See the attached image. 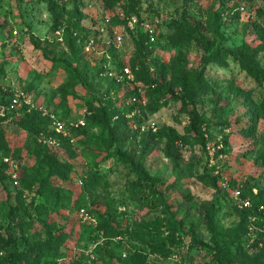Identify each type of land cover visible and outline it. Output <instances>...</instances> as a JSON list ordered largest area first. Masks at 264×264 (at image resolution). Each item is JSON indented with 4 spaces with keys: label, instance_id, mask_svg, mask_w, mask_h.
Listing matches in <instances>:
<instances>
[{
    "label": "rangeland",
    "instance_id": "rangeland-1",
    "mask_svg": "<svg viewBox=\"0 0 264 264\" xmlns=\"http://www.w3.org/2000/svg\"><path fill=\"white\" fill-rule=\"evenodd\" d=\"M133 1L139 27L130 31L127 20L131 16L115 25L101 19L104 15L112 19L124 16L120 4L107 0H70L65 10L61 0H0L3 92L21 89L36 105L46 104L44 94L51 96L73 75L61 69L51 72V59L65 61L66 66H76L89 85L87 91L77 85L68 98V119L77 120L85 119L89 103L96 101L97 88L106 84L98 79L100 66L102 77L113 78L121 64L132 76L108 96L112 98L109 103L120 111L119 122L128 124L131 137L122 136L117 149L116 142L98 130L89 136H72L73 153L58 140L59 145L49 150L57 161L72 165L65 180L49 176L37 162V139H31L13 121L0 123L9 149V167L16 165V175L26 187L23 201L14 192L7 198L13 182L11 186L0 171V203L19 208L14 223H35L18 229L7 217L8 207L0 204V232L16 237L22 250L42 245L40 228L63 227L68 233L61 248L65 258L56 264H240L228 239L238 223L234 204L225 198L217 202L219 193L210 179L214 176L218 189H227L228 196L236 185L264 189V120L256 109L264 99V81L259 83L250 76L236 59L244 46L261 45L255 60L264 69V0ZM60 11H64L65 21L77 15L90 29L91 40L77 55L70 54L61 31L54 30ZM116 33L122 35L119 43ZM214 52H219V58L210 60ZM138 56L144 63L137 64L135 71L143 66L151 79L163 85L159 91L136 81L131 66ZM178 62L200 71L208 85L199 102L189 105L187 111L180 93L169 86L172 67ZM39 75L43 79L37 84ZM132 97L143 106L141 110L127 112L134 103ZM58 102L56 96L50 107L62 112ZM150 103L158 110L146 108ZM115 120L116 116L112 124ZM191 120L204 133V141L195 137ZM160 129H166L167 135L168 129L174 131L179 139L173 145L167 138L150 139L146 145L140 142L143 134ZM206 175L210 178L202 182ZM30 177L37 184L46 179L50 187L65 189L68 194H62V205L52 209L50 201L36 192ZM80 177L83 185L78 184ZM76 204L88 205L95 216L102 213L123 233L112 237L97 232L93 238L83 226L89 224L80 220ZM23 211L27 216L23 217ZM214 241L223 258L210 254L208 247ZM154 247L171 251L165 255L152 251Z\"/></svg>",
    "mask_w": 264,
    "mask_h": 264
},
{
    "label": "trees",
    "instance_id": "trees-1",
    "mask_svg": "<svg viewBox=\"0 0 264 264\" xmlns=\"http://www.w3.org/2000/svg\"><path fill=\"white\" fill-rule=\"evenodd\" d=\"M108 2L115 4L118 3L122 7V12L124 16L122 18L117 15V17L110 18L107 15L101 16V19L104 17L109 18V24L115 25L124 22V17L128 18L130 16H134L133 14L138 15V13L134 10V1L133 0H107ZM70 0H61L62 8L65 10L67 4H69ZM55 24L54 30L61 31V38L67 41V48L71 52V55H77L81 49H84L85 43H88L90 38V29L83 23V19L80 16H73L67 21L64 18V11H60L57 16H55ZM138 26L135 27L137 29ZM134 29V30H135ZM133 30V31H134ZM94 38V37H93ZM93 40V39H92ZM263 47L258 45L257 47L251 49L248 48L247 45L243 47V54L237 56V62L240 63L242 68L248 72L250 76L255 78L259 83L264 81V69L260 68L259 64L255 60V57ZM219 58V52H214L210 60H215ZM101 60V59H100ZM76 61L78 62L79 59L77 58ZM104 61V60H103ZM108 61V60H107ZM52 65L50 67V71L54 72L58 69L71 71L73 73L72 77H69L64 83L59 85L49 96L48 94H44L45 101L47 103H43L39 105L46 109L49 114L56 115L60 120L64 121L65 123L69 122L68 117V98L75 93V87L77 85L82 86L86 91L89 89V85L84 83L82 80L80 73L77 71V67L75 66H66L65 61H61L59 59L54 60L51 59ZM144 62L142 61L141 57L138 56L132 62V70L135 74L136 81L144 82L145 84L149 85V87L153 88L155 92L159 91L160 86L163 85L158 81L151 79L147 72L142 68L140 71H135L136 65H142ZM124 65L121 64L119 69L117 70V74L122 71ZM98 79H101L105 85L99 86L95 93L96 101H92L89 103V110L85 116V125L80 128H72L70 131V136H64L62 134L56 133L52 128V120L49 115H43L42 112L38 109L29 110L27 107H22L17 111L10 112L6 114L5 117H0V123L2 122H11L18 125L21 129H23L31 139L38 140L39 152L36 153L37 162L48 172L50 176H56L60 180H65L68 177V174L72 168V165L67 162H59L57 161L56 157L50 153V148L48 144L42 143L39 141L40 135H44L46 137H52L56 140H59L62 145H67V150L71 153L74 152V149L69 144L71 141L72 136L77 135H86L89 136L90 134H94L97 130L100 134L106 135L111 141L116 142L118 146L117 149H120L119 144L122 143V136L131 137V133L127 131L128 124L127 123H120V111L118 107H116L113 103H109L112 100L111 97H108L109 94L123 85L126 80L117 82L116 77H102L100 73L104 72L102 66L98 68ZM1 73L0 71V80H1ZM43 79L40 75L36 77L37 84ZM133 82V81H132ZM207 82L202 77L200 71H192L187 69L186 65L181 63H176L172 67V74H171V82L170 85L173 89H177V93H180L181 99L183 101L184 110H188V106L192 105L195 106L197 102L200 100V96L204 92V88L208 87L206 85ZM156 85V87H155ZM29 89H35L33 85H28ZM26 90V89H25ZM24 91V90H23ZM26 92V91H25ZM11 93H5L2 90L0 85V104H7L10 101ZM136 95V94H135ZM58 96L59 102L57 106L63 109L62 112L58 111L55 108L50 107L51 104L54 103V98ZM138 96V95H137ZM135 98V97H132ZM139 99V97H137ZM32 99V98H31ZM33 103L36 105L35 100ZM38 106V105H37ZM148 109L155 112L158 110V106L147 104ZM143 108L140 105V102L135 98L134 103L129 106V111L131 112L134 109ZM257 114L258 116L264 120V99L257 103L256 105ZM58 111V112H57ZM126 112V111H125ZM191 112V111H189ZM116 116L117 120L115 123L112 124V119ZM120 121V122H119ZM126 122V120H125ZM192 131L195 132V137L204 141L205 135L204 133H200L196 129V122L191 120ZM129 129V128H128ZM125 132L122 134V132ZM166 129H160L155 133L147 132L148 134H143L140 137V142L144 143L145 145L149 142L150 139L163 141L164 138H167V141L170 145H173L179 136L172 130L168 129L169 134H166ZM3 130L0 128V171L5 172L7 181L12 186V180L9 176L10 167L8 163L4 162V158L9 156V149L7 148V144L3 137ZM9 169V172H7ZM27 171V169H26ZM206 178H210L208 175L201 177V181L205 182ZM30 182H35L37 185L36 192L39 195L45 196L52 205V209L57 208L59 205H62L64 202V198L62 194H68L65 189L63 188H52L48 184L47 180H41L39 184L36 183L35 179L30 177L28 178ZM82 180V185L84 179L80 177ZM77 180V181H78ZM212 183L211 186L218 192L219 194L216 195L217 202H222V199H228L233 203V207L238 217V223L236 230L231 232L228 236L229 239V247L233 249L236 255V259L240 262V264H263L264 263V219L263 214L258 212V207L260 204H264V189H258L255 186H250L245 189H242V197H250L252 202V207L249 209H239L230 194L227 195V189L221 192L220 188L216 185L217 180L214 176L211 177ZM18 185H13L9 191L7 190V198L10 197V192H14L15 197L19 200H22L25 197L24 190L26 187L24 186V182L22 179L18 178L17 176ZM33 187V186H32ZM238 187L232 186L231 189ZM7 189V187L5 186ZM30 188V187H29ZM253 188L257 189V194L255 195L252 191ZM230 189V190H231ZM185 198H189V194L185 195ZM23 201V200H22ZM32 203V202H31ZM5 207H8L7 217L13 222L18 229H26L35 226V223H32L29 226V223H14L15 217L20 211L19 208L13 207L11 205H7L6 202L0 203ZM221 204V203H220ZM77 212L80 208L84 207L88 209L93 215L92 209L85 204H76ZM214 206L210 207V212L213 214L215 211L213 209ZM23 217L27 216L26 212H22ZM95 216V215H94ZM250 216H254L255 220L253 223L250 222ZM30 218V216H28ZM96 225L89 226L92 224H83L88 228V234H96L97 232H101L104 236L107 234L112 235V237L118 236L123 233V231L117 230L114 228L109 220L102 214L98 213L95 216ZM29 222V221H27ZM255 227L253 231L250 232V226L252 225ZM43 235L42 245L39 246H29L28 248H23L22 250L19 249V245L17 244V238L13 237L7 232H0V264H56L57 261L62 260L65 258V253L62 251L63 245L68 240V233L62 228H51L48 227L46 229L40 228ZM250 233V234H249ZM92 236L93 238L96 236ZM174 241L172 240V243ZM210 250V254L214 258H223L225 255L221 253L220 247L216 241H214L211 247H208ZM152 251H158L161 254H170L171 250L154 247ZM71 264H80L78 261H72Z\"/></svg>",
    "mask_w": 264,
    "mask_h": 264
},
{
    "label": "built area",
    "instance_id": "built-area-1",
    "mask_svg": "<svg viewBox=\"0 0 264 264\" xmlns=\"http://www.w3.org/2000/svg\"><path fill=\"white\" fill-rule=\"evenodd\" d=\"M104 21L106 23H109V18L104 17ZM138 24H139V20L137 19L136 16H131L127 20V27L129 28L130 31H133L135 29V27L138 26ZM150 33H152V31H150ZM115 39L119 43L122 40V35L116 33ZM122 70L123 71H121L119 74H116L114 76V77H116L117 82L124 80V79H132V76H131V73H130L128 67H124ZM109 74L111 75L112 73L110 72ZM133 101H135V98H133ZM22 107H27V108H29V110L38 109L42 112L43 115H49L51 120H52L53 130L56 133L62 134L64 136H70V131L72 128L76 129V128L83 127L85 125L84 119L69 120L68 123H65L64 121L60 120L56 115L49 114L45 108L35 105L31 99V97L25 91H23L21 89H14L13 90V92L10 95V101L7 104H0V117H5L6 114H8L10 112L17 111L18 109H20ZM39 141H41L42 143L48 144L49 146H52V147L59 145L58 140H56L52 137H46L44 135H40ZM4 162L8 163L9 160L4 158ZM10 165H11V167H10L9 176L13 182V185H18L17 175L15 172L17 167L13 163ZM78 184H82L81 180L78 181ZM241 191H242L241 187H236V188H233L230 190V194L234 200L235 205L239 209L251 208L252 202H251L250 197L243 198ZM252 191L255 195L257 194L256 188H253ZM258 212H261L263 214V219H264V204L263 203L259 205ZM78 215H79L80 220L83 223H88V224H92V225L96 224V220H95L93 214L88 209H86L84 207L80 208L78 210ZM249 218H250V222L253 223L255 220V217L250 216ZM249 229L251 232V231H253V229H255V227L252 225V226H250Z\"/></svg>",
    "mask_w": 264,
    "mask_h": 264
}]
</instances>
